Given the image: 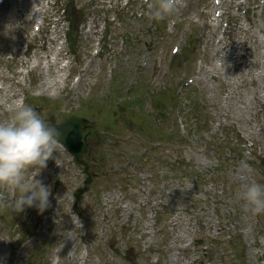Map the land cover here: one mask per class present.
Here are the masks:
<instances>
[{"label":"rangeland","instance_id":"1","mask_svg":"<svg viewBox=\"0 0 264 264\" xmlns=\"http://www.w3.org/2000/svg\"><path fill=\"white\" fill-rule=\"evenodd\" d=\"M135 1H0V122L21 100L55 124L80 117L91 175L75 199L83 165L57 149L35 177L49 186L51 207L0 210V238L13 239L0 240L3 264H264V212L243 197L264 185V91L251 72L229 69L237 52L215 57L212 45L218 36L239 51L246 16L264 30V0L223 7L216 38L220 0H179L158 30L150 0ZM56 51L66 70L45 66ZM212 63L219 75L205 74Z\"/></svg>","mask_w":264,"mask_h":264},{"label":"clouds","instance_id":"2","mask_svg":"<svg viewBox=\"0 0 264 264\" xmlns=\"http://www.w3.org/2000/svg\"><path fill=\"white\" fill-rule=\"evenodd\" d=\"M178 3L179 0H158L157 18L174 12ZM220 62L223 64L221 59ZM61 135L58 128L41 119L22 100L12 110L11 120L0 122V210L20 213L34 207L42 214L51 207L49 186L35 177L47 167L49 159H55L54 153L62 146ZM32 171L35 175H31ZM243 197L253 214L264 212V185L250 184Z\"/></svg>","mask_w":264,"mask_h":264},{"label":"bare ground","instance_id":"3","mask_svg":"<svg viewBox=\"0 0 264 264\" xmlns=\"http://www.w3.org/2000/svg\"><path fill=\"white\" fill-rule=\"evenodd\" d=\"M212 6L214 7L213 9L216 10V13H215L216 18H215V22L213 23V26H214L213 35L216 38V33L218 34V29L222 28L221 17H223V15H225L224 13H220V10L226 6H227V8H231V7H235V6L241 7L242 4L237 3L236 0H233V1L231 0L229 3H226L225 0H220V3L218 5L212 4ZM245 23H246L245 25H241V26L237 24V28L240 31V33L242 34V37L239 40V42L242 44L241 49L239 51H236L237 49L231 50V49L227 48V45L224 43L223 39H220L217 36L216 42H215L216 44L214 42L212 43V45L217 46L215 49V52H214V56L215 57L226 56V57L231 58V55H235V53L237 52V55L233 56L232 60H229V61H231V63L229 62L230 63L229 69L231 71H234L235 68L241 67V70H244V72H251V77H250V79L248 78L250 84L254 85L255 88L258 89L260 91V93H262L264 91V44L262 43V42H264V40L263 41L259 40L258 34L262 33L264 35V30H261L257 26V22H255V20L252 17L246 16ZM204 24L211 25V21L207 20V22H204ZM250 32H256L255 36L253 34H250ZM253 41H254V43L256 42V45H258L259 47L261 46L260 44H262L260 51L257 50L256 48H254V50H252L250 52L245 48V47H249L250 43H252ZM259 41L261 43H259ZM244 51L249 55L246 54L247 56H245V55L243 56L242 53ZM223 52H224V55L222 56ZM219 53H221V55H219ZM54 55H55V57H50L49 55L45 56V58H44L46 60L45 66L47 67V69L49 70V68H50L49 71H51V68L55 67L56 69H58L57 70L58 72L62 71V70H66L67 69L66 67L68 66L69 63L65 64L63 67H59L60 63L58 60L60 58L61 51H56V53ZM61 56H63V55H61ZM223 65H224V63H223ZM248 65L250 67H248ZM45 66H42V67H45ZM204 71H205V74L208 73V75H210V74H218L219 75L220 74V69L214 63H212L209 67L205 66ZM239 74H241V73H239ZM63 80H65V78ZM79 81H80V83H82L84 81L83 77H81L79 79ZM243 82H245V81L243 80ZM47 83L48 82L44 81L41 84L40 88H42L44 86L45 87L48 86ZM56 84H57V82H56ZM60 86H61V83H60ZM227 87H230V83L226 84V81H225L223 83V88H224V91L227 92V94H228L229 91L227 90ZM260 93H259V95H260ZM229 95H230V93H229ZM255 95L256 94H254V96Z\"/></svg>","mask_w":264,"mask_h":264},{"label":"water","instance_id":"4","mask_svg":"<svg viewBox=\"0 0 264 264\" xmlns=\"http://www.w3.org/2000/svg\"><path fill=\"white\" fill-rule=\"evenodd\" d=\"M47 123H50L54 127L58 128V130L62 133L60 138L61 142L73 155L74 162L79 165H83V172L86 173V177L83 180L84 186L76 188L73 193V197L75 199H79L83 192L88 190L87 184L91 182V175L87 171L89 162L87 159L81 158V156L86 153V146L82 135L81 119L74 117L59 124H54L53 120Z\"/></svg>","mask_w":264,"mask_h":264},{"label":"trees","instance_id":"5","mask_svg":"<svg viewBox=\"0 0 264 264\" xmlns=\"http://www.w3.org/2000/svg\"><path fill=\"white\" fill-rule=\"evenodd\" d=\"M191 103H194V101L192 100ZM192 116L195 117L197 120H201V114H198L196 112H193L192 113ZM174 136H175L174 134H170V136H169V138L167 140H163L162 137H160V139L158 141H160V142L166 141L167 142L168 140H170ZM159 148H160V146H158V147L155 146V147L149 148V150L153 154V153H156ZM143 163H145L146 165H148V161L145 160V159H144V162ZM29 262L32 263V257L29 258Z\"/></svg>","mask_w":264,"mask_h":264}]
</instances>
